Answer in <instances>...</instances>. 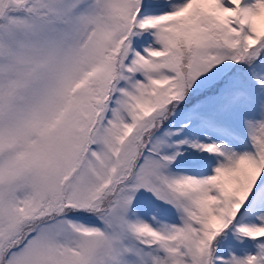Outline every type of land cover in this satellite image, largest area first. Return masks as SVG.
Here are the masks:
<instances>
[{"label": "snow or ice", "instance_id": "obj_1", "mask_svg": "<svg viewBox=\"0 0 264 264\" xmlns=\"http://www.w3.org/2000/svg\"><path fill=\"white\" fill-rule=\"evenodd\" d=\"M0 264H264V0H0Z\"/></svg>", "mask_w": 264, "mask_h": 264}]
</instances>
